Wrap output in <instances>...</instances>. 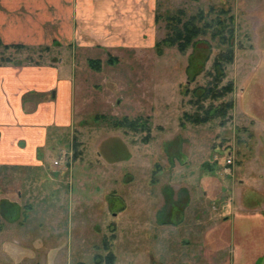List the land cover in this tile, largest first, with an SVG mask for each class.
Wrapping results in <instances>:
<instances>
[{
  "label": "rangeland",
  "instance_id": "obj_1",
  "mask_svg": "<svg viewBox=\"0 0 264 264\" xmlns=\"http://www.w3.org/2000/svg\"><path fill=\"white\" fill-rule=\"evenodd\" d=\"M152 10L147 20L154 36L151 42L111 49L98 57L92 52L96 59L101 56L100 71L88 65L90 54L77 60L88 72L85 102L89 106L79 129L74 128L80 144L79 154L72 153L73 165L68 159L62 165L67 171H52L53 159L67 143L69 134L64 131V139L54 142L55 149L41 156L42 168L23 167L15 179L21 185L5 183L6 194H17L21 189L38 197L41 185L51 193L46 203L34 206L28 224L18 233L31 230L40 239L49 235L47 244L55 251L42 252L37 239L30 243L36 257L28 249L22 262L4 258L0 264H49L44 259L47 257L53 264H79L81 260L106 264L104 257L109 250L116 254L115 264H159L163 258L157 248L164 245V239L146 236L158 228L159 218L165 224L164 237L169 234L167 222L172 216H184L176 234L186 237L188 221L195 216L211 215L221 220L232 212L264 213V0H155ZM180 10L183 20L203 12L204 18L197 21L204 29L197 37L199 42L186 52L168 43L156 45L170 32L168 18ZM220 20L229 26L224 27ZM229 27L235 30L234 59L224 65L220 86L232 81L234 90L223 97L203 99L201 88H206L217 73L214 62L226 49L223 35H229ZM221 30L224 32L219 33ZM45 47L0 46V65L55 63L61 49ZM231 100L233 107L226 115H211L205 122L186 117H204L206 109H218ZM124 117L137 121L138 128L116 125ZM76 160L79 162L72 169ZM67 196L77 200L72 202ZM49 201L57 204L51 206L53 214L60 215L59 221L50 218ZM24 203L15 207L0 203V210L17 212L16 223L20 224ZM132 222L137 228L133 234L138 239L136 253H128L124 241ZM143 222H149V228L140 231ZM105 237L110 249L102 244ZM257 237L264 238V233ZM79 239L84 243L82 248ZM21 241L27 245L24 238ZM96 254L99 258L94 259ZM130 254L134 257L131 263Z\"/></svg>",
  "mask_w": 264,
  "mask_h": 264
},
{
  "label": "crops",
  "instance_id": "obj_2",
  "mask_svg": "<svg viewBox=\"0 0 264 264\" xmlns=\"http://www.w3.org/2000/svg\"><path fill=\"white\" fill-rule=\"evenodd\" d=\"M152 9H155V0H0V40L3 44L58 46L61 49L60 56L53 64L0 65V203L15 207L29 201L28 204L24 203L26 208L20 224L16 223L17 212L4 208L0 210L1 260L22 262L26 258L25 252L35 250L30 243L40 239L37 233L33 231L31 234L30 230L20 235L18 230L28 224L34 206L46 203L51 194L45 192L42 185L38 186L42 192L38 197H32L21 189L17 194H6L5 183L21 185L15 179L19 177L21 169H25L23 167L42 168L44 161L41 156L44 157L49 149H55L54 142L64 139V131L69 135L65 137L67 143L62 146V151H73L75 156L79 154L80 141L79 136L74 134V128L79 129L89 104L85 102L88 90L85 75L88 72L80 68L77 60L90 54L86 59L92 67L90 60L96 59L91 56L92 52L97 56L107 54L111 49L151 42L154 36L149 33L147 20L151 17ZM93 69L100 71L101 67ZM93 74L96 73L90 75ZM78 162L76 160L72 169ZM67 163L73 165V160ZM52 165L54 173L62 168L68 170L62 166L63 163L58 168ZM73 197L66 198L75 202L77 199ZM49 203L50 218L53 216L52 219L59 221L60 215L53 214L51 206L57 204L54 201ZM57 203L63 202L58 200ZM114 216L117 215L114 213ZM183 217L172 216L175 221L171 219L167 222L169 234L164 237L165 224L160 218L157 221L158 217H153L159 222L155 229L158 232L155 234L154 230V233L146 236H150L149 239H164V245L157 248L159 256L163 258L159 264H264V238L257 237L264 233V213L257 210L232 212L221 220L211 218V215L195 216L188 221L186 237L177 235L184 223ZM210 219L216 221L212 223ZM201 220H204L203 223ZM38 225L43 227L42 222ZM148 228L149 222L139 224L140 231ZM128 229L130 235L124 239L128 246L126 249L128 253H136L139 248L138 239L133 238L137 230L135 222ZM48 237L45 234L41 236L42 252L56 249L47 244ZM23 238L27 241L26 246L21 241ZM78 242L82 248L84 243L80 239ZM35 251L34 257L37 255ZM213 252L216 254L213 255ZM44 259L53 264L50 257ZM133 259L130 254L129 262H133ZM79 263L86 262L81 260Z\"/></svg>",
  "mask_w": 264,
  "mask_h": 264
},
{
  "label": "trees",
  "instance_id": "obj_3",
  "mask_svg": "<svg viewBox=\"0 0 264 264\" xmlns=\"http://www.w3.org/2000/svg\"><path fill=\"white\" fill-rule=\"evenodd\" d=\"M229 10L227 9H222V12L227 13ZM183 11L180 10V12L177 15L170 16L168 18V24L167 27L169 28L170 32L167 37L162 39L161 41H158L156 45H160L162 43H168L169 45H176L178 46L179 50L182 52H186V50L189 48V46H193L199 42L197 37L204 33V29L202 26L197 24V21H200L204 18L203 12H200L198 15H193L187 20H183L182 18ZM230 21H233V16H229ZM220 24H222L224 27L229 26L225 23V21L220 20ZM225 23V25H224ZM230 28V33L229 35H223V43L224 46L226 47L223 52H221V56H219L215 62L214 66L215 69L217 70V73L214 75L213 79L209 84L207 85L206 88H201L202 89V96L201 98L207 99L208 97L210 98H219L227 95L228 93L233 92L234 90V82L229 81L228 83H225L220 86V84L223 81L224 78V65L232 62L234 59V49H233V35H234V28ZM224 32V30H221L219 33ZM0 46L3 48L9 49V48H16V49H21V48H26L25 45L22 44H3L2 41L0 40ZM49 48V46L45 47ZM110 62H113L112 59L109 60ZM90 64L93 68L99 69L101 61L100 59H92L90 60ZM233 107V101H227L225 103H222L218 109L216 108L213 110V108L206 109V116L204 117H196L193 118L189 116V114H186V117H189L190 120H193L195 122H205L212 117L211 115H226L227 111ZM213 112V113H211ZM129 124V127L133 129H137L139 126V123L137 121H132L129 120L128 117H124L122 120L116 122V125H126ZM109 239L104 238L103 239V246L107 249H110L108 246L109 244ZM95 258H99V254H96ZM106 264H115V254L113 251L109 250V253L104 257ZM79 264H86V263H79Z\"/></svg>",
  "mask_w": 264,
  "mask_h": 264
},
{
  "label": "built area",
  "instance_id": "obj_4",
  "mask_svg": "<svg viewBox=\"0 0 264 264\" xmlns=\"http://www.w3.org/2000/svg\"><path fill=\"white\" fill-rule=\"evenodd\" d=\"M71 156V158H70ZM68 159H72V152L70 151H62V153L59 155L57 159L54 160L53 164L54 166H60L62 163L68 161ZM229 164H232V160L228 159Z\"/></svg>",
  "mask_w": 264,
  "mask_h": 264
}]
</instances>
